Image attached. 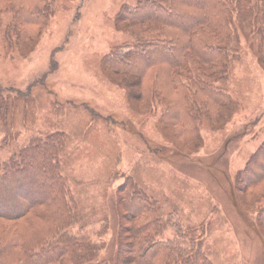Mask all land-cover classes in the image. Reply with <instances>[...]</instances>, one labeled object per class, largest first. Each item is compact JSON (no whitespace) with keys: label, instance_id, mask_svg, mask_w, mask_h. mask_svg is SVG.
<instances>
[{"label":"rangeland","instance_id":"374dc122","mask_svg":"<svg viewBox=\"0 0 264 264\" xmlns=\"http://www.w3.org/2000/svg\"><path fill=\"white\" fill-rule=\"evenodd\" d=\"M256 1L242 4L249 32L236 27L224 78L215 81L232 105L200 119L196 146H182L173 126L162 123L163 103L132 99L124 76L103 64L133 40L115 15L136 0H52L38 38L26 42L8 36L12 13L0 11V98L8 106L0 117V161L34 136L63 132L62 171L80 212L70 231L101 245L98 260L110 261L116 187L132 175L159 216L175 212L171 222L201 240L214 264H264V229L254 217L262 201L238 208L231 189L235 172L264 140V24L255 25ZM179 235L168 227L161 238Z\"/></svg>","mask_w":264,"mask_h":264},{"label":"trees","instance_id":"16d2710c","mask_svg":"<svg viewBox=\"0 0 264 264\" xmlns=\"http://www.w3.org/2000/svg\"><path fill=\"white\" fill-rule=\"evenodd\" d=\"M51 1L0 0V11L12 13L8 36L14 34L18 42L38 38L39 26L52 11ZM245 1L251 0H136L133 5L123 3L115 15L133 40L110 52L103 64L124 76L132 99L163 103L161 121L173 126L182 146L193 141L196 146L201 139L202 117L232 105L215 81L224 78L236 27L249 32ZM256 2L255 25L264 24V0ZM236 19L246 25H236ZM7 109L0 98V117L6 118ZM63 140V132L56 130L34 136L0 161V264H214L201 240L171 222L175 212L159 216L156 201L132 175L116 187L118 219L110 261L98 260L101 245L70 231L80 222V212L62 171ZM233 186L237 207L241 201H262L254 217L259 231L264 229V140L235 172ZM103 225L106 231V222ZM168 227L180 235L161 238Z\"/></svg>","mask_w":264,"mask_h":264},{"label":"bare ground","instance_id":"6f19581e","mask_svg":"<svg viewBox=\"0 0 264 264\" xmlns=\"http://www.w3.org/2000/svg\"><path fill=\"white\" fill-rule=\"evenodd\" d=\"M36 240H37V238H36Z\"/></svg>","mask_w":264,"mask_h":264}]
</instances>
